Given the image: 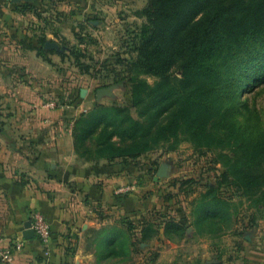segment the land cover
<instances>
[{"label": "rangeland", "instance_id": "1", "mask_svg": "<svg viewBox=\"0 0 264 264\" xmlns=\"http://www.w3.org/2000/svg\"><path fill=\"white\" fill-rule=\"evenodd\" d=\"M26 2L27 20L37 30V40L58 46V50L43 46L44 68L35 60L31 64L35 73L43 71L44 76L35 81L47 84L51 122L62 123L74 142L78 119L106 120L105 112L92 116L96 106H129L137 117V109L131 107L126 62L136 55L132 42L146 23L137 12L149 0ZM173 70L179 76L176 67ZM219 72L221 82L228 70L223 66ZM140 78L149 86L158 82L153 75ZM228 80L226 105L238 110L232 128L264 124V60L253 69H237ZM80 128L77 134L83 133ZM101 133L98 127L89 139L91 146ZM259 142L255 157H243L240 151V166L251 161L264 168V138ZM167 144L152 142L128 163L93 153L91 162L106 160L113 169L108 178L113 198L108 206L82 196L94 216L92 224L82 233L78 227L75 235L67 234L57 255L51 254V243L24 241L19 247V239L0 237L8 256L0 264H264V200L220 183L225 167L217 151L201 153L188 141L172 150ZM93 181L103 182V175ZM205 196L220 197L226 204L206 211ZM171 221L182 227L166 232Z\"/></svg>", "mask_w": 264, "mask_h": 264}, {"label": "trees", "instance_id": "2", "mask_svg": "<svg viewBox=\"0 0 264 264\" xmlns=\"http://www.w3.org/2000/svg\"><path fill=\"white\" fill-rule=\"evenodd\" d=\"M23 5L26 10L28 2ZM137 13L146 17V23L132 42L136 55L126 62L131 107L137 109V117L129 106H96L92 116L105 112L106 120L78 119L75 151L87 161L94 160L96 153L128 163L152 142L168 143L172 150L188 141L201 153L217 151L225 167L220 183L264 200V168L251 161L239 164L241 150L248 158L260 151L264 124L247 123L234 130L238 110L226 105L232 74L264 60V0H149ZM44 42L37 40L39 56H44ZM223 66L228 73L219 82ZM142 74L153 75L158 82L149 86ZM80 126L83 133L77 134ZM98 127L102 133L91 146L89 139ZM224 203L220 197L205 196L206 211ZM180 227L171 221L165 231Z\"/></svg>", "mask_w": 264, "mask_h": 264}, {"label": "crops", "instance_id": "3", "mask_svg": "<svg viewBox=\"0 0 264 264\" xmlns=\"http://www.w3.org/2000/svg\"><path fill=\"white\" fill-rule=\"evenodd\" d=\"M22 5L0 0V237L24 239V224L39 212L51 226L50 252L57 255L67 234L92 224L82 196L103 206L112 200L113 169L106 160H79L72 136L51 122L47 84L35 81L43 71L31 65H45L35 49L37 30ZM99 174L101 183L93 181Z\"/></svg>", "mask_w": 264, "mask_h": 264}, {"label": "built area", "instance_id": "4", "mask_svg": "<svg viewBox=\"0 0 264 264\" xmlns=\"http://www.w3.org/2000/svg\"><path fill=\"white\" fill-rule=\"evenodd\" d=\"M31 225L30 227L35 232L36 239L45 245H49L52 240V230L49 222L44 218V216L39 212H34L30 217ZM24 239H19L17 245L21 247L24 244ZM0 259H8L7 254L2 250L1 240H0Z\"/></svg>", "mask_w": 264, "mask_h": 264}, {"label": "water", "instance_id": "5", "mask_svg": "<svg viewBox=\"0 0 264 264\" xmlns=\"http://www.w3.org/2000/svg\"><path fill=\"white\" fill-rule=\"evenodd\" d=\"M13 2H20L22 0H12ZM24 1H28V0H24ZM44 47L45 48H49V49H57L58 46L55 42H49V41H46L44 43ZM58 50V49H57ZM99 92V91H98ZM31 225V222L30 220L27 221L25 224H24V230H23V238L25 240H29V239H34L35 238V232L34 230L30 227Z\"/></svg>", "mask_w": 264, "mask_h": 264}]
</instances>
